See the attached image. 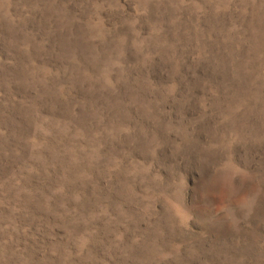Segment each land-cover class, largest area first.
<instances>
[{
    "label": "rangeland",
    "instance_id": "rangeland-1",
    "mask_svg": "<svg viewBox=\"0 0 264 264\" xmlns=\"http://www.w3.org/2000/svg\"><path fill=\"white\" fill-rule=\"evenodd\" d=\"M0 264H264V0H0Z\"/></svg>",
    "mask_w": 264,
    "mask_h": 264
}]
</instances>
